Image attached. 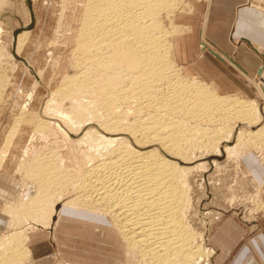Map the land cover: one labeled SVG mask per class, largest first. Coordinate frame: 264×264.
I'll return each instance as SVG.
<instances>
[{
  "label": "bare ground",
  "instance_id": "1",
  "mask_svg": "<svg viewBox=\"0 0 264 264\" xmlns=\"http://www.w3.org/2000/svg\"><path fill=\"white\" fill-rule=\"evenodd\" d=\"M12 1L4 0L1 6L7 3L12 9ZM175 1L86 0L77 38V73L64 77L60 88L51 92L23 152L27 159L35 151L32 138L45 139L56 131L65 147L77 153L74 168L61 171L64 158L59 153L20 162L18 171L25 166L26 176L37 177V184L18 217L26 224L0 243V264H24L21 251L30 255L28 231L50 228L37 222L71 195L76 196L66 205L111 215L128 253L139 264H210L213 250L187 220L190 183L206 192L213 176L206 178L205 173L219 169L222 157L238 162L248 147L264 146V108L256 100L221 96L205 82L203 86L178 77L169 57L172 43L159 21L160 13L172 10ZM24 2L30 5L31 0ZM4 23L14 33V19ZM4 29L0 24V94L16 72L15 58L30 35L17 33L6 44ZM13 42L16 57L10 50ZM145 106H153L155 112L145 115ZM133 114L141 115L138 122L130 120ZM22 123L24 117L11 130L10 140ZM204 125L205 153L189 156L185 146ZM153 146L159 147L150 149ZM9 147L0 153L1 164ZM204 199L198 202L199 211L210 207L202 204Z\"/></svg>",
  "mask_w": 264,
  "mask_h": 264
},
{
  "label": "rangeland",
  "instance_id": "2",
  "mask_svg": "<svg viewBox=\"0 0 264 264\" xmlns=\"http://www.w3.org/2000/svg\"><path fill=\"white\" fill-rule=\"evenodd\" d=\"M3 1L0 0V24L5 27L4 31L6 30L7 33L3 35L4 39L2 41L7 44L12 37L15 38V34H21L24 31H30V35L19 53V57L15 56V43H12L10 50L16 57L17 69L11 77L9 85L0 94V153L5 146L10 145L8 157L2 164L0 163V187H10L9 182L12 180L13 185L16 183L17 188L6 203L0 201V212L4 209L6 217L5 227L0 235V243L7 235L21 229V224L24 221L19 222L18 217L24 213V208L27 206L25 203L27 196L31 194L37 184V177L26 176L24 172L25 166L21 167L22 171H18L20 162H23L22 164L25 165L36 156L42 159L46 156H54L59 153L64 158V167L61 171L74 168L72 159L77 153L71 152L75 150L65 147L61 134L56 131L50 132L51 134L49 133V136L47 135L45 139L39 135H36L34 139L32 138L31 145L35 148V151L34 153L30 152L27 159L23 157V152L31 140L30 137L33 135L37 120L43 115L44 104L46 105V102L50 99L51 92L53 93L57 88H60V82L62 84L64 77L71 76L74 72L77 73L76 65L79 56L77 53V38L80 35V27L86 5V0H31L30 5H27L24 2L25 0H13V8L11 9L7 3L1 6ZM185 2L186 0H176L175 7L170 10L171 12L162 11L160 13L162 15L159 17V21L168 32L169 42H171V37L176 33L177 28L172 19H174V15L178 11L187 10L184 7ZM249 3L255 7H261L260 10L264 13L263 1L249 0ZM12 18L14 19V33H9L10 30L7 29L10 26L4 22ZM169 51L172 53L171 49ZM170 52L169 57L173 61L174 59L171 57L173 54H170ZM174 67V70L177 71L176 74L182 81H197L198 83L201 82L200 84L204 86L205 83L202 80L193 79L194 77L191 78L182 73L176 63ZM207 85L205 84V87ZM208 86L210 87V85ZM260 88L264 91L263 87ZM29 95H32L31 101L29 100ZM258 95L259 98L257 99H242L233 95L232 98L245 101L256 100L264 108V97L259 91ZM26 106L28 108L25 111L26 113L23 114ZM146 106L145 108H147ZM151 107V109L150 106L145 109V115L155 112L153 106ZM160 114L164 115V118H161L168 119V117H165L168 116L167 111H164V113L162 111ZM136 116L134 114L130 115V120L137 121L138 116L141 117V115ZM22 117L26 119V123H22L19 131L10 140L11 130H13ZM135 117L136 119H134ZM194 123L193 121L191 125L193 124L192 126H194ZM196 128L199 127H195V132L197 131ZM203 128H206L205 125L201 126V130L198 129V131L200 130V132L197 131L199 136L192 135V138L195 139L190 142L191 145L185 146V152L189 153V156L195 154L198 157L205 153L204 132H201L204 131L202 130ZM201 133L202 136L200 135ZM55 140L58 141L56 142ZM8 141L12 142L8 143ZM158 147L153 146L150 149ZM263 148L264 146L260 145L248 147L246 149L248 153L245 151L246 154L240 160L243 157H255L260 165H264V160L262 161L264 159ZM54 149L56 150L54 151ZM220 162L223 164L219 169L205 173L206 178L213 176L211 184L206 186V192L205 188L202 189L203 187L201 188L195 183H190L188 191L190 206L186 211L188 215L187 220L190 226H192L191 228L196 233L198 232L197 234L204 235L205 244L213 250L214 255L211 258L210 264H219L216 262L217 255L210 243V236L215 233L217 227L225 224L227 219L239 223L240 226L244 225L249 229L247 230L245 239H252L257 234L264 232V187L243 170L241 161H227L226 158L222 157ZM75 196H65L67 199L60 201L56 205L55 212L49 211L37 222L38 225L43 227L50 226V228L46 230L40 229L39 231H35L33 228L30 229L33 231L32 237L35 238L37 244L39 242L45 243V238L51 245L48 253L46 251L45 253L40 252L42 249H38L41 254L40 257L38 256V261L35 259L36 255L34 256L33 253L30 255V258L37 262L41 260L45 262L47 260V264H139L136 260L137 258L133 259L128 253L127 244L114 228L111 215L101 209L97 210L99 212L92 211L90 213L89 210H86L87 208L84 209L85 206L79 205L80 207L75 208L74 206L66 205ZM200 198H205L202 204H209L208 210L199 211L198 202ZM201 207L200 205V209ZM58 216L60 220H58ZM57 220L55 234L54 231L49 232L50 234L46 238L44 234L48 233L47 230H52L54 222ZM24 224L26 223L24 222ZM30 232L28 231V236ZM236 250L237 248L233 250V254L222 264H233ZM21 252L24 264H28L29 256H27L26 250L23 249Z\"/></svg>",
  "mask_w": 264,
  "mask_h": 264
},
{
  "label": "crops",
  "instance_id": "3",
  "mask_svg": "<svg viewBox=\"0 0 264 264\" xmlns=\"http://www.w3.org/2000/svg\"><path fill=\"white\" fill-rule=\"evenodd\" d=\"M184 7L186 11L180 10L174 15L173 23L177 28L171 37L173 59L182 73L202 80L219 95L259 98L257 87L264 88V13L249 0H186ZM241 165L264 187V165L255 157H243ZM9 184L10 187H0V201L4 203L17 189L12 180ZM58 220L52 230L43 233L46 238L49 232L55 234ZM5 221L3 209L0 235ZM247 230L230 219L217 227L210 236L217 263H224L237 248L233 264H264V232L245 239ZM31 232L27 244L29 254L36 255L38 261L41 255L38 249L48 253L51 245L45 238V243L37 244ZM30 255L28 264L48 262H37Z\"/></svg>",
  "mask_w": 264,
  "mask_h": 264
}]
</instances>
